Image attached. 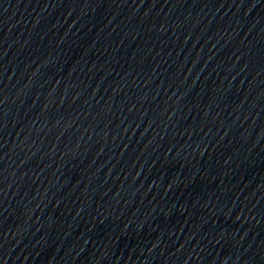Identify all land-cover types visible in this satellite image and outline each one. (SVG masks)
Listing matches in <instances>:
<instances>
[{
	"label": "water",
	"instance_id": "95a60500",
	"mask_svg": "<svg viewBox=\"0 0 264 264\" xmlns=\"http://www.w3.org/2000/svg\"><path fill=\"white\" fill-rule=\"evenodd\" d=\"M0 15L140 43L264 51V0H0Z\"/></svg>",
	"mask_w": 264,
	"mask_h": 264
}]
</instances>
